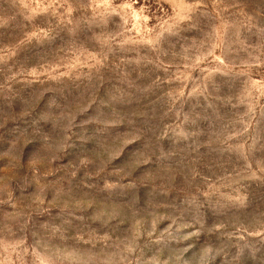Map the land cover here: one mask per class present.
Listing matches in <instances>:
<instances>
[{"label": "rangeland", "instance_id": "374dc122", "mask_svg": "<svg viewBox=\"0 0 264 264\" xmlns=\"http://www.w3.org/2000/svg\"><path fill=\"white\" fill-rule=\"evenodd\" d=\"M0 264H264V0H0Z\"/></svg>", "mask_w": 264, "mask_h": 264}]
</instances>
